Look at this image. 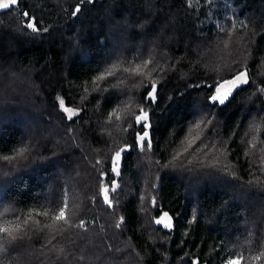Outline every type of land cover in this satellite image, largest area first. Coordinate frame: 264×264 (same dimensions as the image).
Masks as SVG:
<instances>
[{"label":"trees","instance_id":"16d2710c","mask_svg":"<svg viewBox=\"0 0 264 264\" xmlns=\"http://www.w3.org/2000/svg\"><path fill=\"white\" fill-rule=\"evenodd\" d=\"M78 3L0 10V227L18 237L0 233V261L264 264V0H89L72 15ZM23 11L49 31L32 33ZM238 71L249 83L222 105L196 86ZM151 82L153 148L140 151ZM126 145L117 177L109 158ZM163 211L172 229L155 224Z\"/></svg>","mask_w":264,"mask_h":264},{"label":"snow or ice","instance_id":"6c2138e0","mask_svg":"<svg viewBox=\"0 0 264 264\" xmlns=\"http://www.w3.org/2000/svg\"><path fill=\"white\" fill-rule=\"evenodd\" d=\"M87 2H89V0H79V3L75 6V9L71 14L77 15L81 11V5ZM201 2H203V0H201ZM21 3H22V0H10L9 3H6L0 6V10H7L9 12H12V11L18 10L21 6ZM24 4L26 5V0H24ZM189 7L191 6L189 5ZM21 15L25 20L26 28L30 29L32 33L39 35L41 34V32L47 33L49 31V29L46 26L42 27V19H37L29 11H23ZM149 23H151V20H144L143 22H137L136 24L132 26L143 29V28H146ZM148 63H149L148 61H145L144 66L146 67ZM113 67H115V65H113ZM124 71L125 72L130 71V74L135 75V76L144 75V73L140 71V66H137L136 68L131 69V70H129L128 68H125ZM113 75L114 73L111 69H105L104 72L96 76V80L104 81L108 77H112ZM247 75H248L247 71H238L234 76H230L229 78H221L220 80L214 81L210 84H201V85H196V86H202V87L209 88L211 92V94L207 97L209 102L214 105L216 104L222 105L226 101L229 100L230 96L241 85H246L249 83V80L247 79ZM145 89H146V92L143 96V102H146V103H144V106L140 107L139 114L135 115V118H134V125L140 126V130L136 131L134 134L135 147H138L140 151H144L145 148H147L148 150H152L153 148L152 139L150 137V130H151V123L149 122L150 116H149V112L146 109L148 107V102L156 101L157 95H158L157 84L155 82L149 83L145 87ZM101 91H103V89H101ZM259 92L264 93V88L259 89ZM64 104H65L64 100L59 101V106L63 108L64 112L72 113V115H69L67 117L68 120L72 121L73 116H75L76 113L71 108H65ZM199 126H200L199 124L196 125V127H199ZM131 148H133V145H126L125 147L120 148L119 150L115 151L114 155L109 158L110 171L112 174H115V176L119 177L121 175L120 164L122 160V155L125 152H129ZM185 152H187V149H185ZM3 158L5 160L10 159V157L8 156H4ZM110 183H111V192L115 193L119 185L117 184V181L115 179H112ZM109 191L110 190L107 186L101 187L103 203L111 207L112 201L109 198ZM151 204L153 206V209L159 208V205L155 197L151 199ZM65 210H66L65 208H61L59 210V214L55 216V220L64 221L65 223H67L66 216H65ZM44 215H47V213H44ZM120 219L121 221H123V217H121ZM155 224L162 225L163 228L165 229H172L173 219L170 216L168 211H163L162 214L159 215V218L155 220ZM82 225H83V222H81V226ZM120 226H121L120 224L116 225L117 228H119ZM17 227H19V225H17ZM0 233H3L9 236L12 240L18 239V237L12 235L8 227H0ZM256 259L259 260L260 257L257 256ZM242 262H243L242 256H234L232 258H227L225 264H242ZM0 264H4V262L0 261ZM185 264H199V262L188 259L185 261Z\"/></svg>","mask_w":264,"mask_h":264},{"label":"water","instance_id":"95a60500","mask_svg":"<svg viewBox=\"0 0 264 264\" xmlns=\"http://www.w3.org/2000/svg\"><path fill=\"white\" fill-rule=\"evenodd\" d=\"M247 73H248V72H247ZM247 79H249V73H248V75H247ZM244 86H246V85H241L237 90L234 91V93H235L236 91H238L240 88L244 87ZM234 93H233V94H234ZM233 94H232V95H233ZM116 181H117V184H118V180H117V179H116ZM118 185H119V184H118ZM117 189H118V188H117Z\"/></svg>","mask_w":264,"mask_h":264},{"label":"rangeland","instance_id":"374dc122","mask_svg":"<svg viewBox=\"0 0 264 264\" xmlns=\"http://www.w3.org/2000/svg\"><path fill=\"white\" fill-rule=\"evenodd\" d=\"M64 107H65V106H64ZM65 108H67V107H65ZM66 113L68 114V116H69V115H72V113H71V112H66Z\"/></svg>","mask_w":264,"mask_h":264}]
</instances>
